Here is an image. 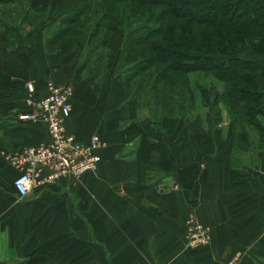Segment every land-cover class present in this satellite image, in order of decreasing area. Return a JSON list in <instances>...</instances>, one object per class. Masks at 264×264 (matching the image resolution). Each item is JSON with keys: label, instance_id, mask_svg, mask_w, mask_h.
<instances>
[{"label": "crops", "instance_id": "1", "mask_svg": "<svg viewBox=\"0 0 264 264\" xmlns=\"http://www.w3.org/2000/svg\"><path fill=\"white\" fill-rule=\"evenodd\" d=\"M42 24H0V264H264V138L245 108L224 114L215 133L202 118L134 120L105 86L80 80L78 66V79L66 80L72 59L49 50ZM254 59L262 88L264 55ZM28 82L40 96L49 82L74 86L65 126L82 142L96 132L102 144L97 171L18 199L9 156L48 139L41 122L18 119ZM189 217L209 242L184 246Z\"/></svg>", "mask_w": 264, "mask_h": 264}, {"label": "trees", "instance_id": "2", "mask_svg": "<svg viewBox=\"0 0 264 264\" xmlns=\"http://www.w3.org/2000/svg\"><path fill=\"white\" fill-rule=\"evenodd\" d=\"M19 1L22 0H0V24L9 23L12 15L5 6ZM33 2L26 0L27 8L20 20L40 25L45 12L33 10ZM72 3L49 14L56 23L52 33L45 37L46 46L67 50L72 35L81 37L88 33L83 63L79 66L83 69L91 62L92 52L108 47L113 35L125 26L127 32L116 68L125 65L130 71L124 76L127 90L128 80L141 73L138 83L141 89L145 86L156 110L152 121L181 117L194 109L197 94L190 74L197 71L224 83L217 93L218 102L231 111L242 103L248 124H260L255 117L264 112V87L256 86L255 77L262 69L256 60L246 59L242 53L254 51L264 55V0H72ZM101 56L99 53L89 66L90 82L99 77ZM252 84L254 88H249Z\"/></svg>", "mask_w": 264, "mask_h": 264}, {"label": "built area", "instance_id": "3", "mask_svg": "<svg viewBox=\"0 0 264 264\" xmlns=\"http://www.w3.org/2000/svg\"><path fill=\"white\" fill-rule=\"evenodd\" d=\"M47 87L48 92L40 96L33 83L28 82L25 107L17 113L18 119L41 122L48 130L45 143L26 146L9 156L18 170L11 182L18 199L28 195L37 185H46L66 175L80 177L98 170L100 157L96 152L102 144L98 134L93 132L86 142H82L65 126V119L71 114L74 86L49 82ZM189 218L184 246L196 248L209 242L207 228Z\"/></svg>", "mask_w": 264, "mask_h": 264}, {"label": "rangeland", "instance_id": "4", "mask_svg": "<svg viewBox=\"0 0 264 264\" xmlns=\"http://www.w3.org/2000/svg\"><path fill=\"white\" fill-rule=\"evenodd\" d=\"M40 2V1H39ZM42 2V1H41ZM40 2V3H41ZM60 4V6H59ZM72 0H43V11L45 12V19L42 24L43 26V32L44 36H48L52 33L55 27L56 21H52V18H49V14H52L54 10L62 8L63 6L66 7L72 5ZM3 7V6H2ZM6 10H8L9 13H12L11 16H9V20H20L21 15L26 11L27 5L26 0H22L19 2L12 3L11 5L7 4L5 6ZM17 23V22H16ZM31 24H33L31 22ZM123 25V24H122ZM122 31H117L111 41L109 46L103 47L102 49L97 50L96 53L91 54V62L88 63L89 65L84 67L83 69H79V72H81V78L80 80H88L90 82V79L87 77H90L89 74V66L91 63L96 60V57L99 53H102V61L101 63H98V70L100 71L99 77L96 78L93 82L96 85L99 86H105L108 90H106L107 95H109L111 100L112 98L117 101L120 100L121 104L123 106L126 105V107H129V109L132 111L131 114H134L131 118L134 120H138L141 116H148L151 118V116L156 114V110H154V107L152 106L153 100L152 97L149 95L148 91H146L145 86L143 89H141V85L138 83V80L140 79L141 73H139L137 76L132 77L128 80L129 90L126 87V84H124V76L130 73V71L127 70V67L124 65V67L121 69L116 68V63H118V54L123 48V35L126 34V27H122ZM88 33H86L84 36L79 37V35L74 34L70 38V42H72L70 47L66 49H59L58 47L55 50H61V54H63L67 60H71L73 62V66L70 67L71 73L70 76L66 79L67 81H70L74 83L73 81H76L78 79L76 75L73 74L72 68L80 66V64L83 63V56H84V50L87 48L86 40H87ZM52 52L55 50H52V48H49ZM244 57L247 59H253L258 55L261 56L262 54H258L257 52L250 51L247 53H242ZM76 61H75V60ZM69 63V61L67 62ZM74 69V68H73ZM124 71V72H122ZM190 79L192 83L194 84V91L195 94H197V99L194 103V109L189 112V114L184 115L183 117H187L189 120H195L196 118H202L204 120H209L213 128V133H215V129L218 128L216 122L222 120L224 118V114L233 115L235 116L236 113H238L241 108L246 107L241 103L238 106H233L232 111L229 110L228 107H226L225 104L222 102H218V94L222 86H224V83L222 81L217 80L214 76L211 74L204 75L203 72H193L190 74ZM73 80V81H72ZM145 83V82H144ZM146 85V83L144 84ZM141 89V90H140ZM122 100V101H121ZM246 116V113H245ZM258 121H260L259 125H249L252 129V133L254 135L258 134L261 136H264V112L263 114H256L255 117ZM154 122V120H153ZM155 123V122H154ZM248 124V122H247ZM157 125V124H156ZM158 126V125H157ZM241 136L245 135L244 133ZM260 138H264L261 137ZM186 244V243H185ZM184 244V245H185ZM7 261H10L11 264H17L18 262H14V259L9 257L7 258ZM9 264V263H8Z\"/></svg>", "mask_w": 264, "mask_h": 264}]
</instances>
